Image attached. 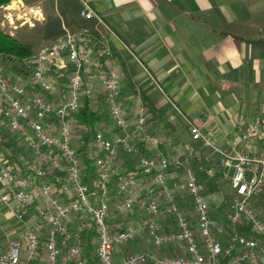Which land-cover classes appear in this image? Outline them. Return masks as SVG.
<instances>
[{
  "label": "built area",
  "instance_id": "obj_1",
  "mask_svg": "<svg viewBox=\"0 0 264 264\" xmlns=\"http://www.w3.org/2000/svg\"><path fill=\"white\" fill-rule=\"evenodd\" d=\"M82 14L95 15L91 8ZM41 15L39 5L10 0L0 6V28L15 29ZM92 43L97 39L88 30L65 29L36 51L29 80L7 75L0 53V126L23 148L15 159L0 153V198L24 228L8 239L0 264H116L115 248L142 236L153 247L129 252L122 264H264V150L254 147L264 138V115L237 122L230 149L188 121L192 138L210 150L198 170L209 177L221 171L231 184L232 191L219 194L227 215L222 220L195 170L183 163L184 154L193 159L192 149L187 153L171 135L152 130L139 97L128 120L113 53L102 45L93 55L84 48ZM50 66L67 71L59 97ZM84 99H99L108 116L91 136L75 118ZM180 166L173 177L170 169ZM137 210L138 224L111 222ZM162 219L173 227L163 228ZM88 231L95 234L93 258L81 242ZM165 247L173 250L162 252Z\"/></svg>",
  "mask_w": 264,
  "mask_h": 264
},
{
  "label": "crops",
  "instance_id": "obj_2",
  "mask_svg": "<svg viewBox=\"0 0 264 264\" xmlns=\"http://www.w3.org/2000/svg\"><path fill=\"white\" fill-rule=\"evenodd\" d=\"M22 1L40 6L42 15L37 20L45 22L48 18L45 43L59 38L65 29H83L97 39V43L84 46L93 55L99 54L102 45L108 46L122 74L121 102L128 110V120L133 119L131 109L139 97L146 107L150 128L174 137L187 153L192 149L193 158L196 150L188 143V121L210 131L219 145L230 149L235 124L264 115V0ZM61 8L66 13L73 11L65 16ZM88 8L95 13L91 18L82 14ZM90 72L94 73L95 68ZM15 74L21 79L26 76ZM48 74L59 83L56 95L61 96L67 88L68 81L62 82L68 80L67 71L50 66ZM100 104L99 99L95 101V106ZM254 147L264 150V138L254 142ZM20 148L17 136L0 126V153L15 159ZM125 158L131 166L129 156L125 154ZM220 175L208 176V181L202 182L207 199L214 201L215 212L220 208L219 194L228 193L222 187L223 177L228 178L221 171ZM13 219L15 234L22 235V223L0 198V251L7 246L4 238ZM140 219L137 210L114 215L111 222L126 227L138 224ZM161 223L165 229L173 227L170 219H162ZM91 233L81 236L85 249L91 245L95 248ZM151 247L148 236L117 246L116 264H122L129 252ZM170 250L173 248H162V252Z\"/></svg>",
  "mask_w": 264,
  "mask_h": 264
},
{
  "label": "trees",
  "instance_id": "obj_3",
  "mask_svg": "<svg viewBox=\"0 0 264 264\" xmlns=\"http://www.w3.org/2000/svg\"><path fill=\"white\" fill-rule=\"evenodd\" d=\"M9 1L10 0H0V6ZM0 53L5 55V59L7 63L12 64V69L8 70L7 74H11V72L15 73V71L21 72L25 75L31 73V69L29 68L30 69L29 70L24 68V64L31 63L33 56L36 53L34 45L32 43L23 41L14 34H11L10 32L0 28ZM102 114L103 111H100L99 106H95V102L93 100L84 99L83 104L77 111L75 118L77 123L83 122L87 125L88 130L86 131L85 134L86 136H91L99 126L100 122L103 120ZM188 143L192 146L193 149L196 150L195 158H193L192 160V168L197 173L199 181L201 183L202 182L201 175H205V174L201 173L198 170V164L204 160V155L199 154L198 151L199 148H201L200 143L194 140L191 134ZM20 151H23V148L18 149L16 152L18 153ZM85 164L89 165V162L85 160ZM179 168H181V166L177 168H171L170 172L173 173L174 171H178ZM117 180H118L117 177H115L112 180L111 190L113 191L115 190ZM208 202L212 207V209H216L214 201L212 202L211 199H208ZM216 215L222 220H225L227 218V215L224 213L223 208L221 206L219 210H216ZM91 234L93 235L94 238L95 237L94 232H92ZM85 253L87 256H89L90 253H94L93 245H91L89 249H85Z\"/></svg>",
  "mask_w": 264,
  "mask_h": 264
},
{
  "label": "rangeland",
  "instance_id": "obj_4",
  "mask_svg": "<svg viewBox=\"0 0 264 264\" xmlns=\"http://www.w3.org/2000/svg\"><path fill=\"white\" fill-rule=\"evenodd\" d=\"M61 5H63V4L61 3ZM47 11H48V9H47ZM60 11H61L62 14L67 16L73 10H70L69 12L66 13L65 10L63 8H61ZM51 20L53 21L54 18H52ZM33 21H34V22H32V23H34L33 25H31V23L30 24L25 23L23 25H20V27L18 26L19 28L17 27L18 29L16 30V32H15L14 28H12V27H7L5 30L8 31V32L9 31H13V33L15 35H17L21 40H24L26 42L32 43L34 45L35 52H36L38 50V46H40L41 44H43L45 42H48V18L45 20V22L44 21L41 22L40 20H33ZM16 23L19 24V21H16ZM2 67L4 68V70H11L12 69V64L8 65L6 59H4V61L2 63ZM24 68H26V69L30 68L31 69V63L24 64ZM15 73L20 75L22 78L25 76L21 72H16L15 71ZM15 73L11 72L10 75L14 77V76H16ZM65 75L66 74L63 73L64 77H66ZM16 77H18V76H16ZM30 77H31V75L29 73L23 79L29 80ZM67 81H68L67 78L62 80L63 83H66ZM99 107H100V111H103V114H102L103 115V120L102 121L107 120V111H106V108H105V105L103 104V102H101ZM198 152H199V154H203V155H206V154L209 153V151L204 149V148H199ZM183 163H184V165H189V166L192 167V161H191V159L187 158L186 154L183 155ZM181 169L182 168H179L178 170L180 171ZM173 173H175V174H173ZM173 173L171 174L173 177L178 175V171H174ZM215 177H217V178L221 177L220 172H218L215 175ZM201 178H202L201 179L202 182H204V181L207 182L208 181V176H206V175H201ZM222 184H223L222 187H223V189L225 191H228V192L232 191V187H231V184H230L228 179L223 177ZM10 222L13 225L9 229L10 232L9 231L7 232V237L8 238L7 237L4 238L5 239V243L6 242L8 243V239L10 238L11 235H16L15 234L16 232L14 231V229H17V227H15L16 223H15L14 219L11 220ZM1 236H4V234H2Z\"/></svg>",
  "mask_w": 264,
  "mask_h": 264
}]
</instances>
